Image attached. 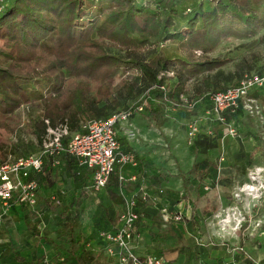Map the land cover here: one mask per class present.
<instances>
[{
    "label": "trees",
    "instance_id": "trees-1",
    "mask_svg": "<svg viewBox=\"0 0 264 264\" xmlns=\"http://www.w3.org/2000/svg\"><path fill=\"white\" fill-rule=\"evenodd\" d=\"M262 29L264 0L9 1L0 12V39L3 41L0 45V114L5 116L0 120V130L12 134L21 130L30 137H22L21 133L10 147L0 141V163L6 162L9 149L16 155L14 158L40 153L49 127L67 124L69 134L63 137V142H67L71 134L82 130L87 120L107 119L129 107L135 108L141 101L146 102L145 109L141 112L134 109L133 123L138 114L150 119L157 128L168 126L183 112L204 115L211 106L208 97L196 107L189 108L179 99L180 95L186 93L188 84L195 79L205 87H197L196 96L238 85L242 79L240 75L251 69L249 61L245 67L237 65L241 78L226 87L220 83L218 74L209 72L221 69L234 58L231 55L213 57L211 53L231 36L246 39L253 45L262 43L264 34L257 37ZM171 42L176 44V51L172 50L174 54L165 47ZM112 48L125 55L112 51ZM141 52L146 57L133 56ZM130 71L135 74L129 76ZM169 72H173V76H169ZM251 74L264 75V72L259 70ZM117 75H121V79L114 84L111 79ZM161 85L166 89L162 90ZM263 90L261 87L253 92L262 102ZM176 102L181 105L176 107ZM21 106H26L28 112L24 129L19 128L20 118L16 115ZM241 111L225 114L235 120L244 112ZM208 123L210 126H201L191 144L197 154L204 155L189 171L197 181L196 187L201 189L207 181L215 186V182L225 179L223 165L219 168V158L209 156L211 151L221 154L223 123L219 120ZM118 139L123 152L135 154L137 165L128 169L136 173L137 180L128 190L120 180L125 166L116 167L106 187L97 193L102 196L93 215L90 237L77 227L79 206L88 196L86 188L91 184L92 170L80 166L76 158L63 153L47 154L43 170L30 172L28 179H35L39 184L37 203L44 188L48 193L54 190L42 197L45 202L57 199V206L61 207L55 237L48 238L59 250L51 262L42 255L31 259L32 264H103L93 248L103 246L104 249L101 233L115 229L126 197L141 182L152 189H163L164 194L157 204L139 203L140 222L146 215L163 222L160 213L164 207L161 206L168 196L164 186L168 177L165 169L154 158L148 157V152L137 150L123 130H120ZM55 160H59V164H54ZM62 164L65 167L62 172L65 188L61 190L57 169ZM182 180L184 190L188 192L185 176ZM177 201L171 202L170 211H176L174 205ZM182 222L189 223L192 228L199 226L196 213L190 218L184 216L180 221L170 220L168 229L178 238L182 237L178 226ZM33 225V222L28 224L36 234L39 233ZM64 243H68V247ZM187 251V264H197L200 260L198 249L189 247ZM246 264H254V261L248 258Z\"/></svg>",
    "mask_w": 264,
    "mask_h": 264
},
{
    "label": "rangeland",
    "instance_id": "rangeland-1",
    "mask_svg": "<svg viewBox=\"0 0 264 264\" xmlns=\"http://www.w3.org/2000/svg\"><path fill=\"white\" fill-rule=\"evenodd\" d=\"M263 34L264 29L260 31L257 37ZM0 45H3V41L1 39ZM165 47H167L169 52L173 53V51H176L175 43H168ZM112 51L121 53V55H125L124 52H120L115 48H112ZM224 55L233 56V61L221 67V69H218L219 71L213 70L209 72L212 75L218 74V79L223 86L229 87L234 85L236 81L245 74H251L252 72H258L259 70L264 72V42L253 45L246 39H240L231 36L225 38L222 43L211 53V56L213 57ZM133 56L136 58L146 57L144 52L134 54ZM244 59L245 61H243ZM247 61H249L251 69L246 70L244 73H242V75H240V77L238 75L237 65L241 64L243 67H245ZM132 73L135 74L134 71H130L129 76H133ZM120 79L121 75H117L111 80L114 84H116ZM197 87H202V89L205 88L201 84L200 80H192L188 84L185 94L190 97L196 96L195 93L198 92ZM260 103L263 105L262 101H260ZM27 114L28 112L26 106H21L16 111L17 117L20 118L19 128L24 129L23 126L26 123ZM196 116L197 115L192 114L191 112H183L181 117L177 116L179 120L177 118L172 119L174 121L171 120L168 126L160 128L153 126V122L150 119H147V117L141 116L140 120L141 123H143L145 132L140 129V139L133 141L134 143L132 142V145L139 149L140 152L147 148V150H149V152L155 156L157 164L163 167L166 171V174L168 175V183L166 182L164 186L169 197L167 196L165 200L166 203L161 207L172 208L169 207L171 202L179 200L177 202L180 203L182 200H186L189 202L192 210H195L196 214H200L202 216V218H199V226L197 228H192V226H190L188 223V230L183 228L180 230L182 237L178 238L175 236L174 238L170 235H166L163 242L165 247H197L199 246L198 242L201 243V236L207 234V238H205L207 241H204L203 243L207 246L206 248L209 253L214 251V253L223 255V257L228 259L226 262H229V264H246L249 253V244L246 243L250 240L251 248L255 251L259 245V243H256L255 241L257 240L256 238L264 234V123H261L259 120L247 114L246 112L237 115L238 119L235 120L234 118L227 117L228 121L238 126L239 132V135L235 137H230L228 135L224 136L226 126H224V123L222 125V151H226V145H228L227 147L231 153V155L228 156V162L227 157L223 161L227 164L223 163V166L224 164L226 165L224 168H222V171L231 173L232 179H223V181L218 180L215 182V186L210 185L208 189H206V187L201 189L196 187L197 181L194 179V176L189 173L194 162L204 157V155L197 154L194 151L192 145L188 143L187 138L188 124L194 118H196ZM4 117L5 116L0 114V120L4 119ZM243 125L250 127V132L245 131V127ZM20 134L22 137L25 136V138L30 137L21 130L12 134L1 129L0 141L5 142L10 147V145L16 143ZM149 143L152 145L155 144L156 146H151ZM251 153H253V156H251ZM8 154L7 160L16 156L11 152L10 149ZM221 154L219 155L216 151H211L209 156L212 159L218 160ZM249 162H252L251 165H249ZM132 167L133 166L131 165L125 166L122 173H125L128 168L131 169ZM130 169H128V171L131 172ZM64 170L65 167L63 164L57 169V177L60 180L58 187L61 190L65 188V184H63L64 179L62 176V172ZM256 170H259L258 175L263 180V188L261 189L262 196L257 203L250 205L247 204L248 194L240 191L239 188L243 187V185L246 183L259 184L258 180L251 181L250 179L251 174L256 172ZM168 171L170 173H167ZM181 175L183 177L185 176V179L187 180V186L189 189L188 192L184 190L183 180L181 181L180 178H176ZM222 178L223 177H221L220 180H222ZM225 183H228L229 190L220 192L221 185H226ZM56 190L57 189L55 188V191ZM101 196L102 195L96 193L88 194L87 199L91 200V202H89L92 206L91 209L84 210L86 204L84 206H79L81 207V212L85 211V217L87 216L88 218H91L85 221L88 227H91L93 224V215L97 206L99 205ZM56 200L57 199H54L55 203H46L43 199H39V202L35 208L21 205L14 206L17 204L14 203L12 208H10L8 211L6 210L7 213H3V211L0 209V236L10 240L9 244H7L4 250L2 248L3 253L0 255L2 258L7 259L9 256L12 257L13 255H15V257H22L23 255L25 257V262H22L21 260L20 264H32L30 262L31 259H36L43 255L45 256L46 261L51 262V258L59 250V247H57L56 244L51 243V241L48 239L55 237L54 232L59 226V214L61 212V207L57 206L58 202ZM167 202L169 204H167ZM214 203L217 206L215 210L212 209V205ZM48 207H51V209L53 208L52 216L47 215L49 218H44L46 219V226H43L41 229H39V220L35 219L37 213L36 211H41ZM206 209L208 210L206 211ZM209 212H211V214ZM227 212L230 214L236 213L237 216H240L239 220L244 221V225L240 230L238 229L234 231L233 228L235 227V222H232L230 225L225 227L226 230H229V233L225 232L226 230L223 229V226H225L226 223H224L223 220L227 219ZM26 213H29V216L27 215V219L24 220V214ZM87 217L84 219L86 220ZM161 220L163 223L161 221H156V226L159 232H163V230L169 226V222H164L162 217ZM143 221L145 225H149L150 217L147 215L144 216ZM29 222H33L39 233L36 234V230L28 226ZM84 232L89 234L87 228L84 229ZM27 235L33 237V239L32 241L27 242V244H23L21 238ZM168 239L171 241H168ZM64 244L67 245L66 247H68V243ZM147 244L148 243L145 245ZM162 250L163 247L156 249L154 248L153 250L149 251L164 256L168 262H170V264H172L174 260L177 259L176 258L172 260L170 258L175 256L178 251L173 250L170 251V254H168L167 251H165V253ZM97 252L101 260L108 264V261L110 260L108 256L104 254L105 252L103 249L98 248ZM186 257L188 258L187 255ZM186 257L184 259L182 258L181 262L185 261ZM192 259L193 258H191V261ZM216 259L217 258L214 260Z\"/></svg>",
    "mask_w": 264,
    "mask_h": 264
},
{
    "label": "built area",
    "instance_id": "built-area-1",
    "mask_svg": "<svg viewBox=\"0 0 264 264\" xmlns=\"http://www.w3.org/2000/svg\"><path fill=\"white\" fill-rule=\"evenodd\" d=\"M11 0H0V12ZM173 76V72L168 73ZM264 87V75L245 74L236 86L225 90L208 92L201 96L190 97L186 94L180 95V100L189 108L196 107L206 97L209 98L211 106L205 110L202 116H196L188 124V143L192 144L195 136L201 129L200 121L211 122L219 120L226 126L224 136L235 137L239 135L238 126L227 120L226 112L234 114L242 109L261 123H264V109L259 99L253 95L258 88ZM162 90L166 89L161 85ZM145 101L136 105V110L141 112L145 109ZM178 107L177 102L174 103ZM174 107V109H176ZM132 107L119 111L107 119L93 118L87 120L82 130L71 134L67 142L63 137L69 134L67 124H60L56 128L49 127L47 139L44 141L43 150L38 154H29L18 158H10L0 163V204L8 210L14 203L25 204L29 207L37 205L39 184L35 179H28L30 172H41L44 167V158L47 154L60 155L68 153L77 159L80 166H86L92 170V181L87 187L89 193H98L103 190L109 182L112 173L118 165L136 166L137 160L133 152H123L118 139L120 130H123L128 139L135 141L140 139L141 130L132 122L131 116L135 111ZM49 123V121L47 120ZM211 133V130H209ZM223 138V136H222ZM227 152L222 151L219 158L221 168L227 157ZM55 160L54 164H59ZM131 181L137 180V175L131 172ZM120 180L124 183L126 176L121 173ZM206 189L210 187L207 184ZM241 191V188H239ZM243 192V191H242ZM163 189H152L146 183L141 182L138 187L126 197L123 212L117 222L115 229L101 233L105 241L104 249L112 259L113 264H167L166 258L158 254L140 255L136 252L135 242L140 238L138 225L141 219L140 202L157 204ZM187 202L174 205L176 211H170L164 207L161 217L164 222L170 220L180 221L186 217ZM230 213L227 212V219ZM225 220V219H224ZM223 220V221H224ZM235 222L234 231L240 230L244 221L236 222L234 219L225 225ZM226 223V221H224ZM226 230L225 232H228ZM223 264H229L224 262Z\"/></svg>",
    "mask_w": 264,
    "mask_h": 264
},
{
    "label": "crops",
    "instance_id": "crops-1",
    "mask_svg": "<svg viewBox=\"0 0 264 264\" xmlns=\"http://www.w3.org/2000/svg\"><path fill=\"white\" fill-rule=\"evenodd\" d=\"M262 94H264V90L262 91ZM264 103V102H263ZM203 113V112H202ZM140 118H141V116L138 114L137 116H135V118H134V123H135V125H137V127H139V129H141L143 132H145V129H144V126H143V123H141V120H140ZM236 119H238L237 117H236ZM240 119V118H239ZM200 124H201V126H210V123H208L207 121H205V120H202V121H200ZM153 126H155L154 124H153ZM244 127H245V131H248V132H250V127H248L247 125H243ZM156 127V126H155ZM261 134V133H260ZM149 145H151V146H156L155 144L154 145H152V144H150L149 143ZM228 145H226V154H227V162H228V156L229 155H231V153H230V150H229V148L227 147ZM139 147V146H138ZM227 148H228V150H227ZM137 149V148H136ZM239 149H240V146H239ZM137 150H139V149H137ZM148 152L149 154H148V157H150V158H154V161H156V158H155V156H153V154L152 153H150L149 152V150H147V148H145V149H143V151L142 152ZM154 153H155V151H154ZM252 155H253V153H251ZM243 155V154H242ZM256 155V154H255ZM233 158H234V156H233ZM224 163H226V162H224ZM227 164V163H226ZM226 164H224V166L226 165ZM224 166H223V168H224ZM168 173H169V171H168ZM123 174L126 176V181L123 183L125 186H127L129 189L128 190H130V189H132L133 188V186H134V184H133V181H131V180H129L128 178H129V176H130V174H131V172L130 171H126L125 173L123 172ZM222 176L225 178V179H227V180H231L232 179V175H231V173H227V172H222ZM179 178H180V180L182 181V178H183V176H179ZM165 183V182H164ZM167 183H168V181H167ZM181 183V182H180ZM206 183V184H205ZM204 184H205V186L207 185V184H211V182H205ZM166 184V183H165ZM164 184V185H165ZM168 185V184H167ZM204 186V187H205ZM87 189V188H86ZM224 190H229V186H228V184L227 185H221V190H220V192H222V191H224ZM87 191V190H86ZM52 192H54V190H51L49 193H52ZM48 192H47V190H45L44 188L43 189H41V192H40V195H41V198L40 199H43L42 197H47L48 196V194H49ZM87 194H92V193H89L88 191L86 192ZM95 194V193H94ZM97 194V193H96ZM88 198V197H87ZM86 198V201H85V203L83 204V206L85 205L86 207H85V209L84 210H86V209H91V204L89 203V202H91V200H89V199H87ZM44 200V199H43ZM45 201V200H44ZM187 202V201H186ZM167 204H169L168 202H167ZM16 205H21V206H25V207H27V205H25V204H19V203H17V204H15L14 206H16ZM13 206V205H12ZM12 206L10 207V208H12ZM82 206V207H83ZM29 207V206H28ZM169 207H173L172 206V204L169 206ZM187 212H186V217H188V218H190L191 216H192V213H196L194 210H192V207L190 206V204H188V202H187ZM217 206H216V204L214 203L213 205H212V209H214V208H216ZM9 208V209H10ZM30 208H32V207H30ZM33 208H35V207H33ZM80 208L81 207H79V225H78V230L80 231V232H82L85 236H87V237H90L91 235H92V232H93V224H92V226L90 227H88L87 226V224L85 223V221H87L88 219H91V218H88L87 216V219L85 220L84 218H86L85 217V211H83V212H81V210H80ZM0 209L3 211V213H7V211L9 210H5L3 207H2V205L0 204ZM37 213H36V217H35V219L36 220H41V222H40V226H39V228L41 229V227H43V226H46V222H45V220L46 219H44V218H46L47 217V215H51L52 216V209L50 210L49 208H45V209H43V210H41V211H36ZM151 213H154V211H150ZM29 216V213H26V214H24V220H26L27 219V217ZM196 216H197V219H198V221H199V218H202V216L200 215V214H196ZM91 217V216H90ZM150 217V224L149 225H145L144 224V221L143 220H141V222L139 223V225H138V231H139V233H140V238L138 239V241L136 240V242H135V246H136V252L138 253V254H140V255H146V254H156V253H154V252H152V251H149V250H153L154 248L156 249V248H162L163 247V252H165V251H167V253L168 254H170L171 252L170 251H173V250H176V251H178V253L177 254H175V256H173V257H171L170 259H176V260H174V262L172 263V264H183V262H184V264H187V262H186V259H187V257H186V255L188 256V254H189V251H187V249L189 248L188 246H181V248H178V247H176V246H166L165 247V244H164V242H163V240H164V238H165V236L166 235H170L171 237H174L175 238V235H173L172 234V232H170L169 231V226H168V228H165L164 230H163V232H159L158 231V228H157V226H156V221H158V222H160V219H153V218H151V216H149ZM201 220V219H200ZM33 221H34V219H33ZM163 223V222H162ZM176 226L178 225V223L176 224V223H174ZM179 228L180 229H187L188 230V225H186V222H182V223H179ZM87 228V230H88V233L89 234H86L85 232H84V229H86ZM158 233V234H157ZM202 238H201V243H199L198 242V245L199 246H197V247H195V246H193L192 247V249H198V251H199V253H200V255H199V257H200V260L198 261V262H196L197 264H211L212 262H214V261H220V262H226V261H228V259L226 258V257H223V255H219L218 253H214V251L212 252V253H209L208 252V250H207V246L203 243L204 241H207V240H205V238H207V234H204L203 236H201ZM38 238V237H37ZM32 239H33V237H30L29 235H27V236H23V238H21V241H22V243L23 244H27V242H30V241H32ZM257 240H255L256 241V243L258 242L259 243V245H258V247L256 248V250L254 251L252 248H251V245H250V240L246 243V244H249L248 246H249V253H248V258H250V259H252L253 261H254V264H264V234L263 235H260L259 237H257L256 238ZM168 241H171L170 239H168ZM9 242H10V240L8 239V238H5V237H1L0 236V255L3 253V250H4V248L7 246V244H9ZM93 243V245H95V241L94 242H92ZM146 243H148L147 245H145ZM148 246V247H147ZM102 247L103 246H95L94 248H93V250L95 251V253L96 254H98V252H97V249L98 248H101L102 249ZM188 247V248H187ZM2 248H3V250H2ZM97 248V249H96ZM103 251L105 252V250L103 249ZM184 251H187V252H184ZM166 253V252H165ZM106 256H108L107 254H106V252L104 253ZM186 257V259H185V261H183V262H181L182 260V258L184 259ZM22 258H24L25 259V257L22 255ZM108 258H109V260L110 261H108V264H113V262H112V259L108 256ZM192 258V257H191ZM215 258H217L216 260H214ZM27 259H29V258H27ZM100 259V261L103 263V264H107L106 262L104 263L102 260H101V258H99ZM166 261H167V264H170V262H168V260L166 259ZM20 260L19 259H17L16 257H15V255H13L12 257L11 256H9L7 259H5V258H2L1 256H0V264H20ZM22 262H25V260L24 261H22Z\"/></svg>",
    "mask_w": 264,
    "mask_h": 264
},
{
    "label": "bare ground",
    "instance_id": "bare-ground-1",
    "mask_svg": "<svg viewBox=\"0 0 264 264\" xmlns=\"http://www.w3.org/2000/svg\"><path fill=\"white\" fill-rule=\"evenodd\" d=\"M258 173H259V170H256V172L252 173L250 176L251 181L258 180V182H259L258 185L254 184V183H246L243 185V187H241V191L248 194L247 204H250V205L251 204L254 205L255 203H257L262 196L261 189L263 188V185H262L263 180H262V178L259 177ZM229 216L230 217H228V219L224 220V221H226V224H228L231 221V219H234L236 222H238L240 219V216H237L236 213L230 214ZM223 227L222 228L224 230H226L225 226H223Z\"/></svg>",
    "mask_w": 264,
    "mask_h": 264
}]
</instances>
